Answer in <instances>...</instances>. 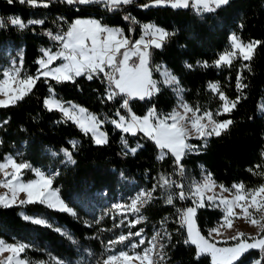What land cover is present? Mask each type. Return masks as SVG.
<instances>
[{"label": "trees", "instance_id": "1", "mask_svg": "<svg viewBox=\"0 0 264 264\" xmlns=\"http://www.w3.org/2000/svg\"><path fill=\"white\" fill-rule=\"evenodd\" d=\"M136 3L145 4L148 0H134L133 4L123 5L115 11H108L103 5L89 4L68 6L60 0H52L49 7H32L21 4L19 0H0V19L5 26L0 27V67L8 66L12 59L22 52L23 72L35 74L41 57V49L57 47L47 32L54 34L66 31L68 26L79 17L93 16L101 24L123 29L124 34L133 40L140 38L143 25L153 23L175 35L169 37L161 49H151L150 67L163 64L177 76L185 89L184 99L189 104L199 105L215 113L221 101L208 84L218 83L221 91L230 99L241 96L240 102L230 114L218 117L219 120L231 119L233 124L219 137L207 140V147L199 153L192 152L184 156L181 163L185 174L180 177L174 171L171 154L158 160L160 149L154 141L144 137L122 134L113 125L105 123L102 129L108 135V143L96 145L91 134L85 135L71 120L57 123L62 119L59 111H48L43 99L48 94V84L44 78L37 81L32 92L14 106L0 108V121L8 123L0 126V160L13 155L17 162L26 161L33 168H40L48 174L58 172L53 187L59 189L61 198L68 207L76 212L72 216L47 207L45 204H14L11 207L0 206V238L8 243L22 242L30 245L23 257L31 264L46 262L55 264L56 260L64 264H97L111 255L107 242L120 234L144 229V235L151 238L160 229V221L168 217L167 231L171 241L167 244L165 264H212L210 255H201L196 259V246L185 244L187 231L181 228L177 210L193 206L192 200H180L173 187L165 190L157 188L154 199L141 209L147 220L129 227L134 217L125 216L115 209L117 204H127L142 190H150L157 183L159 175L164 173L185 185V191L194 181H200L210 172L218 184L231 187L233 183H243L245 189L264 185V175L249 172H264V43L257 47L251 61L239 57L233 60L231 67H216L218 57L231 49V36L235 33L244 42L260 40L264 42V0H230L215 12H197L191 8H172L153 6L142 8ZM137 21L132 23L124 16ZM9 17H19L26 24L29 20H43L44 24H29L21 29L8 21ZM63 19H60V18ZM241 25L243 27H241ZM137 60L136 57L132 61ZM129 61V64H132ZM207 61L208 67L197 64ZM186 64H192L191 69ZM248 64L249 68L243 65ZM250 69V70H249ZM242 74L247 87L241 91L236 88V77ZM152 78L161 80L160 74L153 70ZM49 82L55 89L56 98L65 102H74L89 112L108 119L115 118L114 113L120 107L121 97L114 101L103 100L106 84L101 79L88 80L86 76L77 77L75 83L57 84ZM160 92L151 101L132 99L129 106L137 116H143L154 104L157 112L167 114L177 104L172 90L158 85ZM121 114L126 110L121 109ZM135 147L143 145L133 155H123L121 136ZM77 140L78 147L73 150L69 141ZM190 144L202 145L203 141L189 139ZM72 151L75 164L62 163L61 149ZM167 152V150H164ZM56 153V155H53ZM260 164V169L255 165ZM30 178L32 172L27 175ZM168 193L174 195L173 205L164 203ZM24 215L40 217L48 221L51 227L38 225L25 220ZM220 208L205 206L197 209L196 221L202 235L208 238V230L215 227L222 218ZM124 221L121 224V221ZM119 225V227H117ZM60 228L72 239L57 232ZM75 241V243L73 242ZM125 244L116 245L114 252L126 249ZM258 250H250L241 256L237 264H249L258 257Z\"/></svg>", "mask_w": 264, "mask_h": 264}, {"label": "snow or ice", "instance_id": "2", "mask_svg": "<svg viewBox=\"0 0 264 264\" xmlns=\"http://www.w3.org/2000/svg\"><path fill=\"white\" fill-rule=\"evenodd\" d=\"M52 0H19L21 4H28L32 7H49ZM68 6L98 4L103 5L108 11H115L123 5H130L134 0H60ZM230 0H148V3L140 5L142 8L153 6H170L172 8L193 7L199 12H215L222 6L228 5ZM13 3V0H8ZM60 19H63L62 17ZM125 20L137 23L131 16H124ZM11 25L21 29L29 24H44L43 20H29L27 24L19 17H9ZM5 26V21L0 19V27ZM241 27H243L241 25ZM47 36L54 41L59 50L41 49V57L36 61L38 68L35 74H25L21 76L23 61L17 65L12 61L9 68L0 70V108L14 106L18 101L24 99L30 94L36 86L37 81L44 78L48 84V96L43 99V105L48 111H59L62 119L57 123L71 120L85 134H91L92 140L96 145H105L108 141L106 132L101 131V126L105 123L113 125L120 130L122 134L137 136L143 133L144 137L155 142L161 150L158 160H163L166 155L171 154L173 159L174 171L180 177L185 174V169L181 163L184 156L188 153L197 152L201 148L207 147V140L212 136L219 137L223 131H226L233 124L231 119L219 120L218 117L224 114H230L236 105L240 102L241 96L235 100H230L218 83H209L208 88L218 94L221 101L219 108L215 113L211 110H202L199 105L193 106L185 101V89L177 76L173 75L165 65H155L150 67L151 49H161L169 39L175 35L154 24H144L143 34L139 39L133 40L124 34L123 29L108 27L101 24L98 20L76 19L68 26L66 31L53 33L48 31ZM231 50L222 53L214 62L216 67L222 65L231 67L234 59L238 57L243 61H251L257 47L261 46L262 41L252 40L247 43L241 40L235 33L231 36ZM136 57L137 60L132 61ZM60 60L61 64L52 67L53 62ZM132 61V64H129ZM197 64L208 67L207 61H197ZM191 69L192 64H186ZM249 68L248 64L243 65ZM156 71L162 77L161 80L152 78V72ZM250 70V69H249ZM86 76L88 80L94 78L101 79L106 84L103 100L114 101L121 97L120 107L116 109L115 118L108 119L90 113L86 108L71 102L61 101L56 98L55 89L50 80L57 84L64 82H73L77 77ZM163 85L172 90L177 97V104L167 114L157 112L153 104L143 116H137L132 112L129 101L139 99L141 101H151L152 97L160 92ZM247 87L243 83L242 74L236 77V88L241 91ZM121 109L126 110V114H121ZM264 110V106H261ZM7 120L0 121V126L7 124ZM191 138L203 141L202 145L188 143ZM73 150L78 147L79 142L75 139L69 141ZM3 144V140H0ZM123 155H135L143 147L139 142L135 147L129 145L128 140L121 136ZM167 150L165 152L164 150ZM63 154L62 163L75 164L72 151L67 148L61 149ZM56 155V153H53ZM264 156V152L261 153ZM260 164L255 165V169H260ZM31 170L36 179L23 181L22 174L24 170ZM255 175H264V172L248 169ZM0 188L7 189L0 194V206L11 207L14 204L20 205L29 203L45 204L47 207L57 211L67 212L76 216V212L65 204L59 196V189L53 188V180L58 172L46 174L44 171L33 168L26 161L17 162V158L11 154L6 155L0 160ZM165 190L173 187L179 189L175 196L180 200L191 199L193 206L184 209H178V223L181 228L186 229L187 239L185 244L196 246V259L201 255L207 254L212 258V264H237L241 256L250 250H258V257L252 258L249 264H264V185L257 188L245 190L243 183H233L231 187H225L223 184L217 185L210 172L206 173L199 182H193L185 191V185L171 179L170 176L161 173L157 183L153 184L150 190L140 191L129 205H115L119 214L132 213L135 219L129 221V227H135L147 220V217L141 214V209L150 203L155 197L157 188ZM219 188V192L216 189ZM25 193V199H19V193ZM211 193V194H209ZM228 193V195H225ZM167 205H173L174 195L168 193L164 199ZM205 206L220 208L223 215L216 227L208 230V238L201 234L196 226L197 209ZM240 211L237 212L236 210ZM25 220L38 225L51 227L47 220L39 217H30L24 215ZM242 218L259 231L256 236L238 231L236 235L229 237L235 244L227 247H218L214 239L215 236H222L221 231L224 228H233V220ZM125 219L127 217L125 216ZM168 217L160 221V229L155 231L151 238L144 235V229L127 234H120L115 239L107 242V248L113 251V254L107 255L97 264H165L167 253L165 249L167 244L163 241H171V233L167 231ZM123 220L121 224H123ZM119 227V225H117ZM62 232L63 235L72 237L63 232L60 228L55 229ZM134 237H139L138 242H131L126 245L125 250L118 253L114 252L116 245L125 244L128 241H134ZM147 239V247L145 240ZM75 243V241H73ZM226 243V241H225ZM30 245L22 242L8 243L0 239V264H31V262L22 256ZM137 248L142 251L137 252ZM8 253L7 256L4 254ZM55 264H64L62 260H56Z\"/></svg>", "mask_w": 264, "mask_h": 264}, {"label": "rangeland", "instance_id": "3", "mask_svg": "<svg viewBox=\"0 0 264 264\" xmlns=\"http://www.w3.org/2000/svg\"><path fill=\"white\" fill-rule=\"evenodd\" d=\"M79 19H81V20H98L96 17H93V16L80 17ZM98 21H99V20H98ZM245 43H247V42H245ZM49 48L53 49V51H57V50H59V46H57V47H48V48H44V49H49ZM230 50H231V49H230ZM238 57H239V54H238ZM21 59H22V52L19 51L17 57L13 58L12 61H15L16 64L19 65ZM22 61H23V60H22ZM61 63H62V61L57 60V61L53 62L52 67L58 66V65L61 64ZM11 65H12V62H11L8 66L0 67V70H3V69H6V68H9V67H11ZM24 75H25V73L23 72V68H22L21 76H24ZM0 98H4V97L0 96ZM57 99H58V98H57ZM71 103H72V104H75V105H79V104L74 103V102H71ZM79 106H81V105H79ZM81 107H83V106H81ZM83 108H84V107H83ZM90 113H91V112H90ZM101 118L103 119V118H105V117H101ZM100 130L103 131V132H105V131L102 129V126H101V129H100ZM188 143H190L189 140H188ZM36 169H39V170H41V171H44V170H42V169H40V168H36ZM30 172H32V171H31V170H28V169H26V170L23 171V174H22V179H23V181L27 182V181H30V180H33V179H36V178H37L35 175H34L33 177L26 178V177H28L27 175H28V173H30ZM44 172H45L46 174H48L46 171H44ZM32 173H33V172H32ZM33 174H34V173H33ZM205 174H206V173H205ZM205 174H204V175H205ZM204 175H203V177H204ZM203 177H202V179H203ZM0 179H3V175H2V174H0ZM202 179H201L200 181H202ZM194 182H199V181H194ZM217 185H219V184L217 183ZM52 187H53V185H52ZM53 188H54V187H53ZM245 190H247V189H245ZM6 191H7V189H5V188H0V194H3V193L6 192ZM216 191L219 192V188H217ZM209 194H211V193H209ZM225 195H228V193H225ZM59 196H60V193H59ZM135 197H136V196H135ZM135 197H133V198L131 199V201H132ZM25 198H26L25 193H23V192L19 193V199H25ZM60 198H61V196H60ZM61 199H62V198H61ZM131 201H130L129 203H127V204H121V205H129V204L131 203ZM64 202H65V201H64ZM17 204H19V203H17ZM65 204H66V202H65ZM236 211L239 212L240 210L237 209ZM124 216H126L127 219H129V216H130V217H134V219L136 218L135 215L132 214V213H125ZM30 217H33V216H30ZM39 218H40V217H39ZM124 219H125V218H124ZM195 221H196V217H195ZM217 225H218V224H217ZM217 225H216V226H217ZM196 226L198 227V225H197V221H196ZM216 226H215V227H216ZM221 231L223 232V235H222V236H215L214 239H215L216 241H219V243H217V246H218V247H227V246H231V245H233V244L236 243V241H233V240L228 239V238L231 237V236H233V235H236V233H237L238 231H240V232H244V233H246V234H250V235H252V236H256L257 233H258V231H259V229H258L256 226L251 225L250 223H248L246 220H244V219H242V218H235V219L233 220V228H231V229L224 228V229H222ZM0 239H2V238H0ZM138 240H139V237H134V241H131V242H138ZM225 241H226V243H225ZM147 246H148V244H147V239H146V240H145V245H144L143 247H147ZM136 251H137V252H140V251H142V248H137ZM118 252H119V251H118ZM118 252H116V253H118ZM112 254H113V253H112ZM4 255L7 256L8 253H5ZM2 258H3V257H0V259H2ZM33 264H47V263H46V262H39V263H33Z\"/></svg>", "mask_w": 264, "mask_h": 264}, {"label": "built area", "instance_id": "4", "mask_svg": "<svg viewBox=\"0 0 264 264\" xmlns=\"http://www.w3.org/2000/svg\"><path fill=\"white\" fill-rule=\"evenodd\" d=\"M133 4V3H132ZM136 5H138V6H140V5H142L141 3H136ZM125 6H127V5H125ZM189 8H191L192 10H196L195 8H193V7H189ZM64 31V30H63Z\"/></svg>", "mask_w": 264, "mask_h": 264}, {"label": "crops", "instance_id": "5", "mask_svg": "<svg viewBox=\"0 0 264 264\" xmlns=\"http://www.w3.org/2000/svg\"><path fill=\"white\" fill-rule=\"evenodd\" d=\"M80 18V17H79ZM79 18H77V19H79ZM76 20V19H75ZM100 22V21H99ZM147 24H153V23H147ZM155 25V24H154ZM108 27H111V26H108ZM158 27V26H157ZM113 28H119V27H113ZM142 34H143V32H142ZM169 70V69H168ZM170 71V70H169ZM171 72V71H170Z\"/></svg>", "mask_w": 264, "mask_h": 264}]
</instances>
